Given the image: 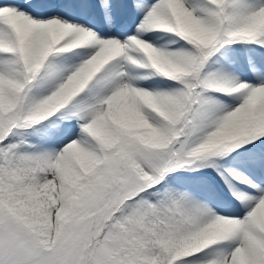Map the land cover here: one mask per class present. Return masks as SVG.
Wrapping results in <instances>:
<instances>
[{
	"label": "snow or ice",
	"instance_id": "obj_1",
	"mask_svg": "<svg viewBox=\"0 0 264 264\" xmlns=\"http://www.w3.org/2000/svg\"><path fill=\"white\" fill-rule=\"evenodd\" d=\"M0 264H264V0H0Z\"/></svg>",
	"mask_w": 264,
	"mask_h": 264
}]
</instances>
